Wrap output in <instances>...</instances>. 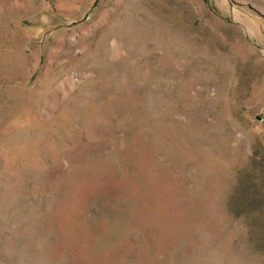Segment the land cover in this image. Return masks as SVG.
<instances>
[{
    "label": "rangeland",
    "instance_id": "1",
    "mask_svg": "<svg viewBox=\"0 0 264 264\" xmlns=\"http://www.w3.org/2000/svg\"><path fill=\"white\" fill-rule=\"evenodd\" d=\"M0 264H264V0H0Z\"/></svg>",
    "mask_w": 264,
    "mask_h": 264
}]
</instances>
